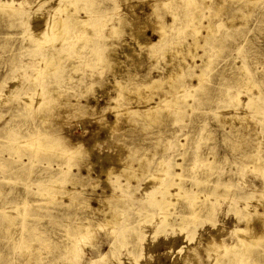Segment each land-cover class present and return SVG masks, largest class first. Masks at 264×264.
Here are the masks:
<instances>
[{"label": "rangeland", "instance_id": "374dc122", "mask_svg": "<svg viewBox=\"0 0 264 264\" xmlns=\"http://www.w3.org/2000/svg\"><path fill=\"white\" fill-rule=\"evenodd\" d=\"M6 1L0 264H221L264 231V109L245 104L264 103V0H167L157 14L148 0ZM58 1L70 30L51 42ZM38 130L50 148L15 142Z\"/></svg>", "mask_w": 264, "mask_h": 264}, {"label": "bare ground", "instance_id": "6f19581e", "mask_svg": "<svg viewBox=\"0 0 264 264\" xmlns=\"http://www.w3.org/2000/svg\"><path fill=\"white\" fill-rule=\"evenodd\" d=\"M13 1V0H12ZM85 1V0H84ZM90 1V0H89ZM88 1V2H89ZM149 1V4L150 5H153V6H155V11H156V14L160 11L159 9H157L158 8V6H163V5H167V0H166V2L165 1H160V0H148ZM59 2V1H58ZM189 2H190V4H194L193 2H195L196 3V0H189ZM15 2L13 1V4H14ZM57 3V2H56ZM68 3V2H67ZM12 4V2H10L9 3V1H3V0H0V7L1 8H4V10H6V9H8L7 10V12L9 11V10H13V9H10L11 8V6L10 5H13ZM75 4V3H74ZM18 5V4H17ZM55 5V4H54ZM67 5L69 6V3L68 4H66L65 2H63V1H61V2H59L57 5H55V6H53L52 8L54 9V12L52 13V15H51V17H49L48 19H49V21L47 22L48 23V26H46V30L44 31H42L41 33H44L43 35V38L45 37V39L46 38H50L51 39V42H52V39H54V38H52L53 36L52 35H55L56 37H59V38H63L64 39V37H66V35H68L67 33H69V28H70V18H67V17H65L66 15H65V13H64V15L63 14H60V13H56V12H62L63 10H67L68 8H67ZM7 7V8H6ZM10 7V8H9ZM14 7V6H13ZM67 8V9H66ZM84 8V7H83ZM52 9V10H53ZM76 9H78V8H76ZM14 10H16V9H14ZM157 10H158V12H157ZM89 10H87V12H88ZM19 12H21V10L19 11ZM23 12V11H22ZM22 12L21 13H19L20 15H22ZM93 12V11H92ZM92 12H90V14L88 15L87 14V17L86 18H84V19H82V22L84 23V24H87L88 25V23H85V22H88L90 19H92L93 17L91 16L92 15ZM14 14H15V12H13ZM18 13H17V15H19ZM23 14H24V12H23ZM8 15V14H7ZM11 15V14H10ZM11 16H13V15H11ZM49 16V15H48ZM71 16V15H70ZM175 16V15H174ZM69 17V16H68ZM91 17V18H90ZM46 19V18H45ZM47 19V20H48ZM76 19V18H75ZM75 19H72V21H75ZM96 19V18H95ZM104 19V18H103ZM47 20H45V21H47ZM98 20V19H97ZM102 20V19H101ZM105 20V19H104ZM24 21H26V20H24ZM91 21V20H90ZM69 22V23H68ZM96 22V21H95ZM90 24V23H89ZM46 25V24H45ZM95 25H96V23H95ZM98 25V24H97ZM97 27V26H96ZM162 27V26H161ZM116 28H117V26H116ZM158 28L160 29V27L158 26ZM157 28V29H158ZM165 28V26H163V29ZM43 29H45V28H43ZM156 29V28H155ZM162 29V28H161ZM210 29L211 28H209V31H210ZM157 31V30H156ZM159 31V30H158ZM157 31V32H158ZM164 31L165 30H163V31H161V32H163L164 33ZM213 31V30H212ZM160 33V32H159ZM166 33V32H165ZM84 34V33H83ZM161 34V33H160ZM167 34V33H166ZM168 35V34H167ZM83 36V35H82ZM84 36H85V34H84ZM86 36H90L89 34H86ZM163 36V35H162ZM165 36V35H164ZM42 37V36H41ZM40 37V38H41ZM40 38H38V39H36L37 40V42H40V41H38ZM86 39H89L88 37H85ZM166 38H167V36H166ZM44 39V40H45ZM50 39H49V41L48 42H50ZM161 39V38H160ZM41 40H42V38H41ZM164 40V39H163ZM163 40H161V41H163ZM152 41V40H151ZM158 41H159V39H158ZM157 41V42H158ZM167 41V40H166ZM170 41V40H169ZM34 42H35V39H34ZM33 42V43H34ZM36 42V43H37ZM42 42H43V40H42ZM41 42V43H42ZM45 42H47L46 40H45ZM53 42H55V41H53ZM156 41H154L153 43H155ZM164 42V41H163ZM44 43V42H43ZM63 43V42H62ZM69 43V42H68ZM152 43V44H153ZM161 43V42H160ZM159 43V44H160ZM169 43V42H168ZM197 43V42H196ZM35 44V43H34ZM39 44V46H40V43H37V44H35V46L37 47V45ZM151 44V43H150ZM152 44H151V46H152ZM155 44H158V43H155ZM197 44H200L199 42L197 43ZM85 45V44H84ZM54 46V45H53ZM57 46V45H56ZM59 46V45H58ZM154 46V45H153ZM152 46V47H153ZM35 47V48H36ZM44 47V46H43ZM42 47V48H43ZM84 47V46H83ZM58 48V47H57ZM57 48L55 47L53 50L52 49H50V50H52L53 52H54V50L56 49L57 50ZM34 49V48H33ZM39 49H41V48H39ZM38 49V50H39ZM93 49V48H92ZM95 49V48H94ZM175 49V48H174ZM35 50H37V49H35ZM45 51L46 49H42L41 51ZM61 49H58V51H57V53L60 51ZM41 51H39V52H41ZM43 51V52H44ZM46 51H48V50H46ZM176 51H177V49H176ZM34 52V51H33ZM37 52V51H36ZM51 52V51H50ZM52 52V53H53ZM56 52V51H55ZM32 53V52H31ZM35 53V52H34ZM51 53V54H52ZM46 54V53H45ZM45 54L43 55V53H41L39 56H41V55H43V57H41L42 59H45L46 58V56H45ZM48 54H50V53H48ZM50 54V56H52ZM55 55V54H54ZM53 55V56H54ZM55 57V56H54ZM54 57H52V59H54ZM57 57V56H56ZM55 57V58H56ZM39 59H40V57H38ZM54 61V60H53ZM205 63V62H204ZM55 66H56V64H55ZM204 66H205V64H204ZM184 66H182V64H180V66H179V68H183ZM207 67H208V65H207ZM205 71H206V67L204 68H202L201 69V71L200 72H197L195 75H197L199 78H202L204 75H205ZM171 77V76H170ZM154 79V80H153ZM153 79H151V81H150V83L151 84H154V82H157V83H159L161 80H159L160 78H158V79H155V78H153ZM117 80V79H116ZM119 80V79H118ZM117 80V81H118ZM117 81H116V83H117ZM164 81V80H163ZM120 82V81H119ZM201 82V81H200ZM148 83H149V81H148ZM149 83V84H150ZM161 83H162V81H161ZM160 83V84H161ZM119 84H121V83H119ZM257 83L256 82H252V86L253 85H256ZM43 86H44V84H43ZM178 86V85H177ZM176 85L175 86H172V90L173 89H177L178 87H177ZM171 88V87H170ZM170 88L168 89L169 91H170ZM49 91V90H48ZM45 92V91H44ZM47 92V91H46ZM46 94L47 93H45V96H43V98H40L41 100H39L40 101V103H39V101H38V103L39 104H41V103H44L43 101H46V99L45 98H47L46 97ZM38 95V94H37ZM52 95H54V94H52ZM51 95V96H52ZM48 96V95H47ZM50 97V96H49ZM48 97V98H49ZM255 97L254 96H251L249 99H248V101L245 103V104H248V105H254V104H256L257 105V108H259V110L261 111L262 109H264V103H257V99H254ZM45 99V100H44ZM171 100H167V98L165 99V101L166 102H173V100L172 99H174V101L175 100H177L178 101V98L177 99H175V98H170ZM33 101V100H32ZM37 103V104H38ZM32 104V103H31ZM36 105V104H35ZM31 106V105H30ZM39 106V105H38ZM44 106V105H43ZM157 106H159L160 107V105L159 104H157V105H152V106H150L149 108H148V111H152V110H154V108L155 109H158V107ZM255 106V105H254ZM157 107V108H156ZM256 107V106H255ZM138 108V107H137ZM147 108H145L146 110H147ZM153 108V109H152ZM162 108V107H161ZM161 108H160V111H161ZM50 109V108H49ZM43 110V109H42ZM46 110V109H45ZM44 110V112H46ZM51 110V109H50ZM138 109H136V111H137ZM145 110V111H146ZM159 110V109H158ZM139 112H140V108H139V110H138ZM144 111V112H145ZM147 111V112H148ZM262 111H264V110H262ZM155 112H156V110H155ZM122 113V112H121ZM152 113H153V111H152ZM149 114H151V113H149ZM118 115H119V113H118ZM153 119V118H152ZM155 119V118H154ZM117 120V119H116ZM117 123L118 121H114V123ZM45 123V122H44ZM114 123H112V124H114ZM116 125V124H115ZM114 126V125H113ZM112 127V126H111ZM12 131V130H11ZM14 131V130H13ZM17 134V133H16ZM45 134H44V132H42L41 130H38L37 132H31V133H29V135H25V136H18V138H16L15 139V142L16 143H18V145H25V146H29L30 147V149H36L37 150V152H39L42 148H45L47 145H49V144H47L48 143V141H47V143H45V141H44V139L45 138H42L43 136H44ZM13 136H15V133H14V135ZM12 136V137H13ZM8 137H10V136H8ZM45 137V136H44ZM11 140V139H10ZM11 142H13V140H11ZM52 143H50L51 145H54L55 143H54V141H51ZM15 147V146H14ZM48 147V146H47ZM46 147V148H47ZM52 147H54V146H52ZM51 147V148H52ZM48 148H50V146L48 147ZM47 148V149H48ZM69 157V156H68ZM257 157V156H256ZM143 159H145V158H143ZM127 160V159H126ZM142 160V159H141ZM141 160H140V162H141ZM257 160V159H256ZM129 162V161H128ZM127 162V163H128ZM26 163V161H24L23 162V164H25ZM132 163V162H131ZM131 163H129V164H131ZM142 163V162H141ZM176 164H181V163H176ZM130 166H132V165H130ZM172 166V165H171ZM127 167V166H126ZM133 167H134V165H133ZM257 169H258V166L256 165L255 166ZM254 167V168H255ZM135 168V167H134ZM133 168V169H134ZM129 169H131V168H128V170ZM135 169H137V168H135ZM134 169V170H135ZM166 168H164V169H159V170H165ZM105 170L109 173V171L111 170V166L110 167H105ZM130 171V170H129ZM125 172V171H124ZM128 172V171H127ZM64 173H67V171H65ZM128 173H131L132 174V171H130V172H128ZM127 173V174H128ZM178 174V175H181V173H179V172H174L172 175H175V174ZM126 174V175H127ZM66 175V174H65ZM133 175V174H132ZM157 175H159V174H157ZM134 176H135V172H134ZM134 176H132V177H134ZM128 177V176H127ZM70 179V178H69ZM71 180H74V179H71ZM58 181H62V180H58ZM64 182H65V180H63ZM62 181V182H63ZM165 183V182H164ZM48 184V183H47ZM162 184V183H161ZM227 186V185H226ZM53 187V186H52ZM179 188L180 189H183L184 187L183 186H179ZM169 189L167 188V190H166V193L167 194H169V195H167L166 196V198H164V197H162V199H160V200H158V202H159V204H161L162 206L164 205V203H167L168 201H170V199H169V197H171V196H173V195H177L178 194V192H169L168 191ZM154 192V190L153 191H151V193H153ZM113 194H115V193H113ZM120 196V195H119ZM178 197V196H177ZM115 198V197H114ZM189 198H191V197H189ZM111 199V198H110ZM117 199V198H116ZM112 200V199H111ZM111 200H110V203H112L111 202ZM114 200V199H113ZM115 201V200H114ZM114 201H113V204H114ZM109 208V210L111 211H114L115 212V210H116V207L114 206V205H112V206H108ZM107 209V210H108ZM258 209V208H257ZM195 210H196V208H195ZM111 211V212H112ZM119 211V210H118ZM253 211H255V208H253V209H251V211H248V213H247V219H248V227H246V228H250V223H251V221H252V216H251V214L253 213ZM113 212V214L114 215H112V216H110V217H107V219L108 220H110V219H112L114 222H116V223H118L119 221H120V219H119V217H118V215L116 214V212L114 213ZM254 213H256V212H254ZM253 213V214H254ZM260 214V213H259ZM262 220H263V223H264V213H262V214H260V216H259ZM163 221H165V220H163ZM8 227V226H7ZM10 227V226H9ZM246 228H243V229H239V230H246ZM264 228V227H263ZM247 229V230H248ZM246 230V231H247ZM124 238H126L125 237V235H124ZM264 238V231H262V233L261 234H259L258 232H254L251 236H248V237H245V236H243V235H241V236H239L238 238H237V241H236V243L233 245V247H235V253H231V255L230 256H227V257H225V259H224V261H223V263H221V264H249L248 262H251L252 261V264H260V262H259V260H258V258L257 257H255V256H252L253 254H254V249L256 248V246L259 244L260 245V241L262 240ZM126 240V239H125ZM116 241H118V239H116ZM123 242H124V240H122ZM215 241V243L217 244L218 243V241L219 240H213V242ZM115 242V241H114ZM258 242H260V243H258ZM263 240H262V243L261 244H263ZM220 243V242H219ZM219 243H218V245H219ZM115 244H117L116 242H115ZM114 244V245H115ZM121 244L123 245V243L121 242ZM126 244V243H125ZM232 247V248H233ZM227 248H228V246H227ZM226 248V249H227ZM253 249V252L251 251ZM221 253L220 254H217L216 256H215V262L217 263L218 262V260H220L221 259Z\"/></svg>", "mask_w": 264, "mask_h": 264}]
</instances>
